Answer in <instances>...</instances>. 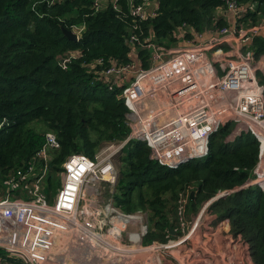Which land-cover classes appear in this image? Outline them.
Here are the masks:
<instances>
[{
    "label": "built area",
    "instance_id": "built-area-1",
    "mask_svg": "<svg viewBox=\"0 0 264 264\" xmlns=\"http://www.w3.org/2000/svg\"><path fill=\"white\" fill-rule=\"evenodd\" d=\"M55 1L63 0H51ZM159 3L160 0H92L93 12L109 7L120 17L132 19L127 25L129 59H95L97 73L108 87H122L130 131L116 147L111 145L110 151L102 150L95 157L74 152L54 170L52 158L61 144L57 134L48 130L43 144L27 163L4 179L0 248L10 250L24 263L40 264L49 257L50 246L55 248L57 244L60 258L68 253L66 247L74 252L81 248L95 252L83 259L85 264H93L97 257L103 260L99 254L105 251L128 257L149 251L159 253L167 247L177 249L190 240L193 247L203 244V240L195 239L207 220L210 205L236 188L218 191L203 201L191 217L187 214L188 194L181 192L175 207L177 226L167 234L168 239L145 243L152 227L150 210L125 211L114 197L119 178L115 159L132 138L145 140L155 161L177 167L207 155L211 135L223 122L232 120L228 140L251 131L260 142L254 179L250 177L243 186L260 184L264 188V55L257 56L254 46L255 37L264 29V13L254 21L246 16L258 11V2L226 0L222 8L235 16V24H219L215 18L212 28L199 29L183 22L175 30L177 41L170 45L155 40L145 25L158 14ZM85 29V23L72 27L78 39ZM143 48L149 50L148 65L144 64ZM57 177L60 186L51 202L53 179ZM106 185L110 195L105 198ZM171 256L178 264H190L179 255ZM8 260L0 256V264H12ZM77 261L74 258L73 264ZM63 264H69L67 258Z\"/></svg>",
    "mask_w": 264,
    "mask_h": 264
},
{
    "label": "trees",
    "instance_id": "trees-1",
    "mask_svg": "<svg viewBox=\"0 0 264 264\" xmlns=\"http://www.w3.org/2000/svg\"><path fill=\"white\" fill-rule=\"evenodd\" d=\"M237 1L258 2V11L246 15L253 21L264 13V0ZM225 4L226 0H160L158 14L145 25L155 40L170 45L177 41L180 24L212 26L216 10ZM91 5L92 0H0V196L6 192L4 179L27 163L47 130H53L61 144L52 158L55 167L74 152L95 157L104 142L124 139L130 131L122 87H108L97 73L95 59H129L127 25L132 19L109 7L93 12ZM79 23L86 29L73 40L63 27L72 29ZM254 46L257 56L264 55V29ZM141 52L148 65L149 50ZM233 124L223 122L211 135L207 155L177 167L152 159L145 140L132 138L125 144L115 201L128 212L152 211L146 242L168 239L177 222L175 207L181 192L188 194V212L218 191L236 188L210 205L199 234L205 243L191 256L201 251L208 256L215 231L229 223L231 243L242 259L264 264V188L243 186L259 161L260 142L251 131L228 140ZM1 255L17 261L3 248ZM196 259L194 263L206 262Z\"/></svg>",
    "mask_w": 264,
    "mask_h": 264
},
{
    "label": "rangeland",
    "instance_id": "rangeland-1",
    "mask_svg": "<svg viewBox=\"0 0 264 264\" xmlns=\"http://www.w3.org/2000/svg\"><path fill=\"white\" fill-rule=\"evenodd\" d=\"M39 127L43 128V125L40 124ZM114 142H117V143L107 142V141L104 142L97 149V153L99 154L102 150H104V152L110 151L111 149H113V146L116 147L118 145V141H114ZM111 145H113V146L111 147ZM124 147L119 154H121V155L124 154ZM121 155L118 157V160L115 159V164L117 166V169L119 170V177H120L122 164H123L122 159H121ZM56 166L58 167L59 165H56ZM53 167H54V170L57 169V167H55L54 165H53ZM263 171H264V168H263ZM253 174H254V170L252 171V175H251L252 178L255 176V174L254 175ZM57 175H59V174H57ZM252 178L250 179L251 180L250 182H253L254 178L253 179ZM118 181H119V178H118ZM117 185H118V182H117ZM249 185H252V184H247L245 186H249ZM59 186H60V180L57 177V178L53 179L52 188L54 189V191L49 197V200L51 202L54 201L55 194L58 191ZM116 192H117V190H116ZM109 195H110L109 186L106 185L105 189L103 188V196L106 198ZM114 197H115V195H114ZM200 206H201V204L199 205V207ZM199 207L197 208L196 211H192L189 209L187 212L188 216L191 217L192 215H194L198 211ZM187 208H188V206H187ZM151 213H152V211L149 212V217H150ZM35 220H39V216L35 215ZM150 221H151V217H150ZM175 221H176V219H175ZM174 226L176 227L177 223L174 222ZM229 228H230L229 223H227L226 225H223V226H219V229H218L219 231H215L216 239L210 243V249L212 248L210 254H208V256H207V254L203 251H201L202 254H199L198 252H196L197 253L196 257H199L200 260H201V258L204 259L206 261L204 264H210L211 261H213L214 264H226L225 263L226 261L228 264L238 263L237 259H235L233 257L227 258V259L225 258L226 253L227 252L230 253L234 249V245H233V243H231L232 241L230 240V237H229L230 233H231V230ZM30 236H31V234H30ZM222 237H226L227 241H230V242L225 243V241H222ZM146 239H147V236H146V238H144V242L145 243L149 242V241L146 242ZM198 240L202 241L203 239H200L198 236L195 239V241H198ZM28 241L29 240L26 237V242H28ZM160 241H162V240H160ZM190 241H193V240H190ZM190 241H186L177 249L167 247V248H164L162 251H159V253H158V251L157 252L149 251L145 255L135 254L132 256H128V257H123V256H121L122 253H119V252L115 253V254L111 253L110 251H105L104 253L100 252L101 254H99V255L102 256L103 260H105V261H103L102 259L97 257L96 260L92 263L93 264H107V261H108V264H160L163 261L162 264H169V263L170 264H178L176 262V259L171 256V255L175 256V254H176V255H179L180 258L185 259V261H187L190 264H200V263H194V262H197V259L195 257L196 253L194 256H191V254H192L191 252L195 251L196 247L193 248V246L190 245L191 244ZM63 243H64V241L62 240L61 244H63ZM22 244H23V248L27 251L28 248L26 247V243L24 244L22 242ZM163 247H165V246H163ZM50 249H51V251L48 249V254H50L49 257L45 261L41 262L40 264H63L64 260L66 258L68 259L69 264H73L74 258H76L78 260L77 262L79 264H85V260H83L85 257H90V254L95 255V252H93V251L89 252L88 248H81L78 251L74 252L69 247H66L68 253H66L65 256L60 258V253H59L60 249L58 248V244L56 245L55 248L51 245ZM84 250L87 252L85 255H84ZM213 250H215L214 253L212 252ZM112 254H113V257H111ZM14 255H16V254H14ZM158 255L160 256V258L158 257ZM108 257H110L109 260H108ZM212 257H213V259H211ZM80 258H82V259L80 260ZM217 258H218V260H217ZM164 259H165V262H164ZM18 260L21 261V258H19ZM18 260L16 262L10 261V260H8V261L11 262L12 264H23L21 262H18ZM219 261H221L222 263H220ZM201 264H203V263H201Z\"/></svg>",
    "mask_w": 264,
    "mask_h": 264
},
{
    "label": "crops",
    "instance_id": "crops-1",
    "mask_svg": "<svg viewBox=\"0 0 264 264\" xmlns=\"http://www.w3.org/2000/svg\"><path fill=\"white\" fill-rule=\"evenodd\" d=\"M215 16H216V18L218 19V23H219V21L221 22V19H223L225 22L224 23H222L221 22V24H235L236 23V19H235V16L233 15V14H231V13H228V12H226L225 11V9H223L222 7H219L217 10H216V13H215ZM220 24V23H219ZM213 25V24H212ZM208 28H212L211 26H207ZM180 43H182V41H180ZM4 195V194H3ZM1 197V196H0ZM202 227H203V225H202ZM201 227V228H202ZM201 228H200V231H201ZM200 231H199V234H200ZM204 242L203 243H205V240H203ZM220 241V240H219ZM222 241H225V243H229V241H227V239H225L224 237H222ZM221 242V241H220ZM6 251H8L9 253L11 252L10 250H7V249H5ZM211 250H212V248L211 249H209V251H208V253L210 254V252H211ZM214 251L215 250H213L212 252L214 253ZM219 252V251H218ZM241 255H242V253L240 252V251H238L237 250V248L235 249V246H234V249L232 250V252H227L226 253V256H225V258L227 259V258H231V257H233V258H235V259H237V261H238V263H240L241 261H243L244 259H242V257H241ZM19 258H17V260H18ZM217 260H218V258H217ZM241 260V261H240ZM240 261V262H239ZM18 262H21V263H23V264H26V263H24L22 260L21 261H19L18 260ZM220 263H222L221 261H219ZM225 262V261H224ZM247 262H249V261H247ZM246 262V264H249V263H247ZM226 264H228L227 263V261L225 262ZM245 263V262H244ZM76 264H78V263H76ZM170 264V263H169ZM242 264V263H241Z\"/></svg>",
    "mask_w": 264,
    "mask_h": 264
},
{
    "label": "water",
    "instance_id": "water-1",
    "mask_svg": "<svg viewBox=\"0 0 264 264\" xmlns=\"http://www.w3.org/2000/svg\"><path fill=\"white\" fill-rule=\"evenodd\" d=\"M63 30L65 32V34L70 37L73 40H77L78 39V35L76 32H74L72 29L68 28V27H63ZM248 173H250V171H248ZM194 191H192L191 193V197L193 196Z\"/></svg>",
    "mask_w": 264,
    "mask_h": 264
}]
</instances>
